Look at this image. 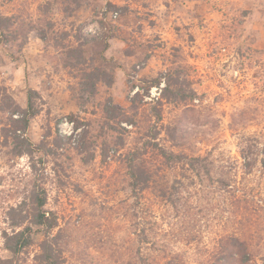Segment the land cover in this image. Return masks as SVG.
Masks as SVG:
<instances>
[{"label": "rangeland", "instance_id": "obj_1", "mask_svg": "<svg viewBox=\"0 0 264 264\" xmlns=\"http://www.w3.org/2000/svg\"><path fill=\"white\" fill-rule=\"evenodd\" d=\"M246 17L263 28L264 0H0V258L38 264L41 185L64 264H264V28ZM25 226L14 259L4 234Z\"/></svg>", "mask_w": 264, "mask_h": 264}, {"label": "trees", "instance_id": "obj_2", "mask_svg": "<svg viewBox=\"0 0 264 264\" xmlns=\"http://www.w3.org/2000/svg\"><path fill=\"white\" fill-rule=\"evenodd\" d=\"M73 54L81 53V51H77L75 49L72 50ZM80 63V62H79ZM107 70H96L92 72H84V80H89L91 83L87 84V86H91L93 90H95L96 85L102 81V77L106 75ZM84 83V82H83ZM152 84L158 83L157 81L151 82ZM85 84V83H84ZM169 87V86H168ZM169 89V88H168ZM94 93V91L92 92ZM38 94L36 92L30 91V97L28 100V108L25 112H23L22 120L23 123V130L26 131L29 127L31 117H34L36 114L33 106V99ZM17 111V110H16ZM18 146L22 147L21 153H25L28 155H32L31 144L29 143L28 139L21 138L16 136ZM162 156L166 159L168 164L174 163H184L187 164L189 170L193 173L197 172L196 175L200 176V172H198L197 165L198 163H204L205 159L201 158H190L185 155H176L173 153H169L164 149H160ZM205 167L208 166L205 164ZM209 172V171H208ZM133 178V192L136 197H139L141 192L143 191L142 188H139L140 178L138 173L133 171L132 173ZM34 201H35V215H34V224L37 226L43 227V231L45 234L50 237L47 241L42 244L41 252L37 255L36 260L38 264H64L63 252L58 246V242H56L55 238H52L51 232L57 227L58 219L53 214L50 213L46 209L47 204V191L41 185H37L34 192ZM23 224H16L17 227H22ZM32 228L25 226L22 230L14 231L12 234L6 232L4 237L6 239V248L12 253L14 259H18L22 256L23 252L28 249L33 244V239L31 237ZM240 243H233L232 245L236 247ZM239 256V258L236 257ZM243 258V259H242ZM225 262L222 264H232L236 260L237 262H247V257L243 252L235 253L233 251L227 252L224 256ZM15 261V260H14ZM13 260H3L0 258V264H14Z\"/></svg>", "mask_w": 264, "mask_h": 264}, {"label": "crops", "instance_id": "obj_3", "mask_svg": "<svg viewBox=\"0 0 264 264\" xmlns=\"http://www.w3.org/2000/svg\"><path fill=\"white\" fill-rule=\"evenodd\" d=\"M244 9H248V8H244ZM256 14H257V11L255 10L254 16H256ZM246 19H248V20H247V23H245V27H248V29H251V30H259V29H263L264 28V27L262 28V26L260 27V25L259 26L252 27L250 18L249 17H246ZM259 33H260V31H257L256 32V35L259 34Z\"/></svg>", "mask_w": 264, "mask_h": 264}, {"label": "built area", "instance_id": "obj_4", "mask_svg": "<svg viewBox=\"0 0 264 264\" xmlns=\"http://www.w3.org/2000/svg\"><path fill=\"white\" fill-rule=\"evenodd\" d=\"M114 17H117V13H116V14H114Z\"/></svg>", "mask_w": 264, "mask_h": 264}]
</instances>
